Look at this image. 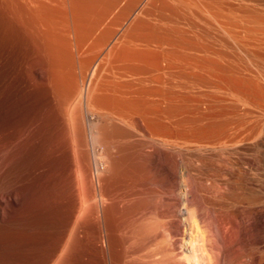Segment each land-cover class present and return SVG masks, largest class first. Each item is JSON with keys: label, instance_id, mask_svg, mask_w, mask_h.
Here are the masks:
<instances>
[{"label": "rangeland", "instance_id": "obj_1", "mask_svg": "<svg viewBox=\"0 0 264 264\" xmlns=\"http://www.w3.org/2000/svg\"><path fill=\"white\" fill-rule=\"evenodd\" d=\"M9 193L0 264H264V0H0Z\"/></svg>", "mask_w": 264, "mask_h": 264}, {"label": "bare ground", "instance_id": "obj_2", "mask_svg": "<svg viewBox=\"0 0 264 264\" xmlns=\"http://www.w3.org/2000/svg\"><path fill=\"white\" fill-rule=\"evenodd\" d=\"M17 141V140H16ZM162 141V140H161ZM156 142V141H155ZM158 142V141H157ZM162 142H164V141H162ZM11 143V142H10ZM25 143V142H24ZM162 144V143H161ZM164 144V143H163ZM58 145V144H57ZM6 149V148H5ZM61 149V148H60ZM2 150V149H1ZM71 152V151H70ZM109 154H110V152H109ZM57 155V154H56ZM56 155H54V156H56ZM58 155H60V154H58ZM62 155V154H61ZM102 155H108V152H106L105 150H104V154H101V152H100V150L98 149V148H95V147H93L92 148V150H91V153L86 157V158H79L78 160L75 158V156H74V158L72 159V161H71V165L73 166V167H76V168H78V165H79V168H80V170H81V172H80V174H79V176L80 175H82V179H84V181H85V183L86 184H84L83 186H87V189L88 190H86L85 188H84V190L85 191H87V194H86V192H84L85 194L84 195H86L87 196V198H95L97 195L100 197V199H102V185H101V188H100V184L101 183H103L101 180H99L101 177L100 176H97V174L94 176V177H100L99 179L97 178V182H101L100 184H97L99 187H95V179H94V177L92 176V174H93V171H92V174H91V171H90V166H91V164L93 163L94 165H96V167L95 168H97V162L99 161V159H100V157H102ZM47 157V156H46ZM62 157V156H61ZM73 157V156H72ZM109 157V156H108ZM57 157H55V159H56ZM104 158V157H103ZM107 158V157H106ZM58 159H59V157H58ZM111 159H112V157H111ZM110 160V159H109ZM106 162V161H105ZM55 163V162H54ZM103 164V163H102ZM112 164V163H111ZM106 167V166H105ZM93 168V167H92ZM99 168H101V167H98V169ZM110 168V167H109ZM111 169V168H110ZM94 170V169H93ZM76 171V170H75ZM95 171H97V170H95ZM100 171H101V169H100ZM100 171L98 172L99 174H101L100 173ZM109 171V170H108ZM77 172V171H76ZM102 172V171H101ZM105 173V172H104ZM103 172H102V177H103V174H104ZM77 174V173H76ZM77 176V175H76ZM117 176V175H116ZM74 177V176H73ZM80 177H79V179H80ZM78 178V177H77ZM79 179H77V180H79ZM110 179V178H109ZM83 181V180H82ZM83 181V182H84ZM104 181V180H103ZM108 182V181H107ZM119 184V183H118ZM125 184V183H124ZM135 187V186H134ZM105 188V187H104ZM188 188V187H187ZM116 189V188H115ZM106 190V189H105ZM127 190V189H126ZM134 190V189H133ZM189 191L190 190H188V193H189ZM83 192V191H82ZM138 192V191H137ZM13 193H15V192H13ZM11 194V193H9L7 196H0V216H2L3 214H4V212H5V209L7 208V206H8V204L9 203H13V202H16L17 201V198H16V194ZM80 193V192H79ZM83 194V193H82ZM137 194V193H136ZM80 195H81V193H80ZM80 195H79V198H80ZM110 195V194H109ZM190 194H188V196H189ZM191 195H192V193H191ZM104 196V195H103ZM122 196V195H121ZM82 197H83V195H82ZM105 197V196H104ZM138 197V196H137ZM86 198V197H85ZM84 198V199H85ZM106 199H107V197H105ZM105 198H103L104 200H105ZM114 198V197H113ZM140 198H142V197H140ZM193 198H194V196H193ZM83 199V200H84ZM95 199H97V198H95ZM139 199V198H138ZM81 200V198L79 199V201ZM87 200V199H86ZM125 200V199H124ZM132 200V199H131ZM186 200H189V199H186ZM93 201V200H92ZM97 201V200H96ZM103 201V200H102ZM127 201V200H126ZM141 201V200H140ZM199 201V200H198ZM81 202V201H80ZM108 202V201H107ZM196 202V201H195ZM87 203V202H86ZM85 203V204H86ZM92 203L93 202H91V206H92ZM145 203V202H144ZM90 203H88V205H89ZM105 204V203H104ZM121 204V203H120ZM123 204V203H122ZM197 204V203H196ZM78 205V204H77ZM82 205V204H81ZM87 205V207H90V206H88ZM102 203H101V209H103V208H105V207H103L102 208ZM109 205V204H108ZM119 205V204H118ZM200 205H202V204H200ZM85 206V205H84ZM107 206V205H106ZM79 207V206H78ZM86 207V206H85ZM143 207V206H142ZM91 208V207H90ZM90 208H84L83 207V209H85V212H86V209H90ZM95 208V207H94ZM80 209H81V207L80 208H78L77 210H76V212H75V215L73 216V219H75L76 218V216H77V218L79 217L80 218V220H81V217H80V215L82 214L81 212L82 211H80ZM99 209V208H98ZM100 209V210H101ZM108 209V208H107ZM113 210H115V209H113ZM121 210V209H120ZM157 210V209H156ZM103 211V210H102ZM141 211V207L140 206H138V205H136L135 203H134V205H132V206H130L129 207V209H128V212H127V217L130 219V220H132V222L133 221H136L137 219L135 218V216L139 213ZM85 212H83V215H87V213H85ZM96 212V211H95ZM81 213V214H80ZM90 212H88V214H89ZM147 213V212H146ZM145 213V214H146ZM163 213V212H162ZM180 213H181V211H180ZM102 216H104L103 214H102ZM118 216V215H117ZM145 217V216H144ZM204 217V216H203ZM83 218V217H82ZM85 218V217H84ZM108 218V217H107ZM134 218L136 219V220H134ZM138 218V217H137ZM208 218V217H207ZM93 219V218H92ZM165 219H167V218H165ZM169 219V218H168ZM88 220V219H87ZM98 220V219H97ZM173 220V219H172ZM194 220V219H193ZM192 220V221H193ZM139 222V221H138ZM142 222V221H141ZM144 222V221H143ZM168 222V221H167ZM105 223V222H104ZM89 224V223H88ZM103 224V223H102ZM133 225L135 224V223H132ZM131 223H129V234H130V237L132 238V239H135V238H138V236H139V233H138V231H136L135 230V228H134V226L132 225ZM143 224V223H142ZM168 224V223H167ZM193 224V223H192ZM80 225V224H79ZM105 225V224H104ZM173 225H175V224H173ZM189 225V224H188ZM187 225V226H188ZM195 225V224H194ZM211 225V224H210ZM139 226H140V224H139ZM146 226H148V225H146ZM151 226V225H150ZM171 226H172V224H171ZM184 226H185V223H184ZM103 227V226H102ZM186 227V226H185ZM105 228V227H104ZM140 228V227H139ZM168 228H169V225H168ZM84 229V228H83ZM105 230H106V228H105ZM140 231V230H139ZM159 231V230H158ZM169 231V230H168ZM103 232V231H102ZM106 232V231H105ZM145 232V231H144ZM93 233V232H92ZM157 233V232H156ZM219 233V232H218ZM105 234V233H104ZM153 234V233H152ZM170 234V233H169ZM109 235V234H108ZM143 235V234H142ZM88 236V235H87ZM101 236V235H100ZM125 236V235H124ZM145 236V235H144ZM160 236V235H159ZM201 236V235H200ZM92 237V236H91ZM90 237V238H91ZM97 237V236H96ZM161 237V236H160ZM169 237H170V235H169ZM168 237V238H169ZM194 237V236H193ZM203 237V236H202ZM101 238V237H100ZM164 238H166V237H164ZM164 238H163V240H164ZM174 238V237H173ZM190 238V237H189ZM192 238V237H191ZM190 238V239H191ZM198 238V237H197ZM140 239V238H139ZM146 239V238H145ZM190 239H188V240H190ZM92 240V239H91ZM106 240H107V244H108V246H109V241H108V237H107V235H106ZM121 240V239H120ZM159 240H160V238H159ZM168 239H166L165 241H167ZM174 240V239H173ZM187 240V241H188ZM104 241V240H103ZM134 241V240H133ZM132 241V242H133ZM150 241V240H149ZM156 241V240H155ZM161 241V240H160ZM171 241V240H170ZM192 241V240H191ZM190 241V242H191ZM194 241V240H193ZM203 241V240H202ZM132 242H130V243H132ZM135 242V241H134ZM162 242V241H161ZM172 242V241H171ZM177 242V241H176ZM189 242V241H188ZM96 243V242H95ZM99 243V242H98ZM100 243H102V241L100 242ZM99 243V244H100ZM130 243H127V244H130ZM165 243V242H164ZM169 243V242H168ZM185 243H186V241H185ZM104 244H105V242H104ZM134 244V243H133ZM132 244V245H133ZM160 244V243H159ZM163 244V243H162ZM157 245V244H156ZM156 245H154V246H156ZM161 245V244H160ZM164 245V244H163ZM167 245H169V244H167ZM190 245H192L191 243H190ZM125 246H127V245H125ZM180 246H182V245H180ZM193 246V245H192ZM192 246H190V248H191V250H192ZM61 247H62V245L58 248V250L60 251L61 250ZM129 247V246H128ZM133 247V246H132ZM148 247V246H147ZM153 247V246H152ZM152 247H150V248H152ZM161 247V246H160ZM99 248V247H98ZM146 248V247H145ZM109 249V248H108ZM125 249V248H124ZM128 249V248H127ZM135 249V248H134ZM160 249V248H159ZM165 249V248H164ZM171 251L173 250L174 251V249H175V244H174V242H172V246H171ZM126 250V249H125ZM141 249H137V250H134L131 254L133 255V254H135V255H139V254H136L138 251H140ZM147 250V249H146ZM146 250H144V251H146ZM161 250V249H160ZM190 250V249H189ZM188 250V251H189ZM148 251H150V249L148 250ZM99 252V251H98ZM109 252V251H108ZM142 252V251H141ZM170 252V251H169ZM175 252V251H174ZM154 253V252H153ZM152 253V254H153ZM176 253V252H175ZM128 254H129V252H128ZM156 254V253H155ZM162 254H163V252H162ZM165 254H166V252H165ZM171 255H172V257H173V252L172 253H170ZM193 254V253H192ZM101 255H102V253H101ZM141 255V254H140ZM145 255V254H144ZM170 255V256H171ZM104 256V255H103ZM125 256H127V255H125ZM149 256V255H148ZM158 256L160 257L161 255H160V253L158 254ZM158 256H155V257H152L151 256V258H153V260H159L160 258H163V256L162 257H158ZM132 257H134V256H132ZM175 257V256H174ZM109 258H111V257H109ZM147 259H148V257H146ZM125 259V258H124ZM129 259H131L130 257H129ZM147 259H146V261H147ZM166 259V258H165ZM175 259V258H174ZM127 260V259H126ZM135 260V259H134ZM133 260V261H134ZM137 260V259H136ZM143 260H144V258H143ZM161 260V259H160ZM163 260V259H162ZM169 260V259H168ZM167 260V261H168ZM177 260H178V258H177ZM124 261V260H123ZM128 261V260H127ZM151 261H152V259H151ZM176 261V260H175ZM180 261V260H179ZM141 262V261H140ZM137 263V264H143V263ZM160 262V261H159ZM163 262V261H162ZM110 263H111V261H110ZM147 263V262H146ZM156 263V262H155ZM171 263V262H170ZM199 263V262H198ZM128 264H135L134 262H130V263H128ZM145 264V263H144ZM153 264H154V262H153ZM161 264V263H160ZM201 264V263H200Z\"/></svg>", "mask_w": 264, "mask_h": 264}]
</instances>
